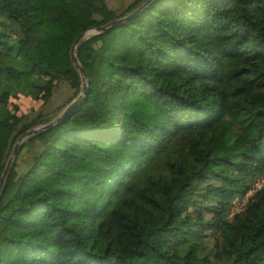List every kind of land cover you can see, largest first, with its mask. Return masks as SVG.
I'll list each match as a JSON object with an SVG mask.
<instances>
[{
    "label": "trees",
    "instance_id": "16d2710c",
    "mask_svg": "<svg viewBox=\"0 0 264 264\" xmlns=\"http://www.w3.org/2000/svg\"><path fill=\"white\" fill-rule=\"evenodd\" d=\"M146 1L0 0V180L81 93L76 38ZM77 56L87 94L10 167L0 264H264V0H152Z\"/></svg>",
    "mask_w": 264,
    "mask_h": 264
},
{
    "label": "water",
    "instance_id": "95a60500",
    "mask_svg": "<svg viewBox=\"0 0 264 264\" xmlns=\"http://www.w3.org/2000/svg\"><path fill=\"white\" fill-rule=\"evenodd\" d=\"M151 1L152 0H147L143 5H141L138 9H136V11H134L133 13H131V14L123 17V18L114 20V21H112L111 23H109V24H107L105 26L92 27L91 29H88V30L82 32L81 35L76 38V40L74 41V44L72 45V48H71V59H72L73 64L79 70V72L81 74L82 83H83V89H82L81 93L79 94V96L77 98H75L67 106V108L65 109V111L62 112L60 115H58L50 123L45 124V125H41V126H38V127H35V128H32V129L26 131L25 133H23L20 136V138L18 139V141H17V143H16V145H15V147L13 149V152H12V154H11L8 162H7V165L5 167V170H4V172H3L2 176H1V180H0V202H1L2 192H3V187H4V184L6 182V178L8 176L10 167H11L12 162H13V159H14V157L17 154V150H18L19 145L21 143H23L28 137H30V136H32L34 134H37V133H39V132H41V131H43L45 129H48V128L52 127L53 125H55L56 123H58L64 117V115L67 114L71 110L72 107H74L75 105H77L83 99V97L87 94V87H88V84H87V73H86L85 68L83 67V65L80 63V61L78 59V56H77V48H78V45H79L80 41L83 38L87 37L88 35L98 34V33L107 31V30H109L110 28H112L114 26L119 25L124 20H127L128 18H130L134 14L140 12Z\"/></svg>",
    "mask_w": 264,
    "mask_h": 264
},
{
    "label": "rangeland",
    "instance_id": "374dc122",
    "mask_svg": "<svg viewBox=\"0 0 264 264\" xmlns=\"http://www.w3.org/2000/svg\"><path fill=\"white\" fill-rule=\"evenodd\" d=\"M133 0H108V4L111 8L115 9L118 12H121L129 3H131ZM73 89L70 87V85L66 82H62L57 88L54 93V96L52 97L51 101L46 105L43 110L45 112H49L53 110L55 107L61 105L63 102H65L72 94ZM10 102L12 104V108H14L15 105L19 106L18 112L21 113H30L32 111H40L42 107V101L41 100H35L31 99L30 97L18 95L15 97H11ZM36 114V113H35ZM34 114V115H35ZM55 119V118H54ZM260 186H264V173L258 176L256 179L255 187L259 188ZM251 190L248 192L250 193ZM247 195L240 199V203H238V207L241 209H244L246 203H247ZM211 231L208 232V236ZM212 234V233H211ZM208 237L206 236L205 239Z\"/></svg>",
    "mask_w": 264,
    "mask_h": 264
},
{
    "label": "built area",
    "instance_id": "2783aa9c",
    "mask_svg": "<svg viewBox=\"0 0 264 264\" xmlns=\"http://www.w3.org/2000/svg\"><path fill=\"white\" fill-rule=\"evenodd\" d=\"M259 187H261L259 185ZM255 189H252L250 193H247V199L249 198V196L254 192ZM244 197H237L235 200H234V205H233V208H232V215H234L236 212H239L241 211L242 209L238 207V203H240V199H243Z\"/></svg>",
    "mask_w": 264,
    "mask_h": 264
}]
</instances>
